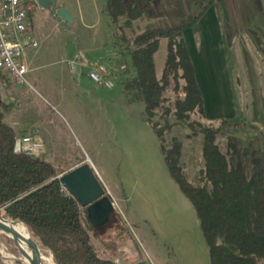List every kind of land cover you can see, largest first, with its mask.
<instances>
[{
    "label": "rangeland",
    "instance_id": "1",
    "mask_svg": "<svg viewBox=\"0 0 264 264\" xmlns=\"http://www.w3.org/2000/svg\"><path fill=\"white\" fill-rule=\"evenodd\" d=\"M146 1L154 15L135 21L130 30H120L106 18L101 0H57L73 17L69 23L57 21L44 8L34 11L39 44L28 57V78L40 96L22 97L10 78L0 73V91L8 103L4 119L16 134L39 132L44 143L39 155L55 166L68 170L87 161L107 184L116 197L108 221L95 227L85 211L81 212L90 243L100 256L112 258L116 264H130L138 258L148 264H210L192 205L157 158L155 136L144 120L141 102L128 106L119 81L112 89L98 86L88 70L112 58L115 62L119 46L127 44L123 35L131 37L145 27L177 25L214 4L221 22V75L226 79L229 110L216 118L191 112L180 122L160 111L155 119L162 125L173 123L165 137L181 140V161L189 180L195 179L203 165L200 129L207 126L217 130L220 145L227 140L236 143L248 175L259 169L264 178V0ZM79 53L87 62L77 73L72 60ZM165 58L166 39L161 38L154 55L158 75ZM167 95L171 100L174 97L171 92ZM121 189H125L126 201ZM115 215L129 228L139 250L128 239L119 242L115 252L104 247ZM160 228L165 229V236L152 233ZM3 235L0 232V264H28L14 251L18 249L15 241H6Z\"/></svg>",
    "mask_w": 264,
    "mask_h": 264
},
{
    "label": "trees",
    "instance_id": "2",
    "mask_svg": "<svg viewBox=\"0 0 264 264\" xmlns=\"http://www.w3.org/2000/svg\"><path fill=\"white\" fill-rule=\"evenodd\" d=\"M36 7L33 0L27 2L31 16ZM101 11L120 30H130L135 21L154 15L146 0H104ZM195 18L168 27H145L131 37L123 35L127 44L120 45L114 57L116 64H126L119 82L128 106L141 102L144 120L158 140L169 176L193 207L210 264H264L261 171L248 175L236 143L227 140L220 145L217 130L207 126L200 129L203 165L191 181L181 161V140L165 137L173 123L162 125L155 119L160 111L172 114L176 122L187 119L191 112L205 116L203 95L183 36ZM161 38L166 39V58L158 75L154 55ZM168 92L173 93L172 100ZM7 108L0 91V215L26 225L31 238L50 252L55 264H116L112 258L100 256L90 243L81 219L85 209L58 177L67 168L20 149L15 130L4 119ZM115 216L104 247L115 252L117 244L128 239L139 250L129 228ZM3 238L11 241L6 235ZM138 260L141 258L133 262Z\"/></svg>",
    "mask_w": 264,
    "mask_h": 264
},
{
    "label": "built area",
    "instance_id": "3",
    "mask_svg": "<svg viewBox=\"0 0 264 264\" xmlns=\"http://www.w3.org/2000/svg\"><path fill=\"white\" fill-rule=\"evenodd\" d=\"M30 0H0V73L10 78L22 97L39 95L28 79L27 56L38 46L34 36L33 20L27 8ZM99 63L88 70L89 78L98 86L114 88L123 75L125 63L113 61ZM1 82V80H0ZM11 100H15L11 96ZM17 145L31 156L40 154L43 141L32 133L18 137Z\"/></svg>",
    "mask_w": 264,
    "mask_h": 264
},
{
    "label": "crops",
    "instance_id": "4",
    "mask_svg": "<svg viewBox=\"0 0 264 264\" xmlns=\"http://www.w3.org/2000/svg\"><path fill=\"white\" fill-rule=\"evenodd\" d=\"M101 2H102L101 9H102L104 0H101ZM57 5L65 7L64 4L62 5L57 4ZM38 8L39 6L36 7L35 11ZM41 8L42 7H40L39 9ZM33 16L34 14L32 15L33 28H34V17ZM34 36H35V33H34ZM183 36L187 44V47L189 49V52H190V55H191V58L194 64L197 81H198L201 93L203 95L205 115H207V117H210V118L221 117L229 110L230 101H229V96L227 95V85L225 83L226 79H223L221 75L223 65H224L223 38H222V32H221V22L219 19V13L216 9V6L214 4H211L207 6L204 10H202V12L196 16L195 20L183 30ZM30 53L27 56V63H28V57ZM73 60H72V64H73ZM28 69L30 71L29 63H28ZM2 84L3 83L0 82V85ZM6 95L9 96V100H10L11 92L9 90H6ZM225 105L228 109L223 107ZM136 119H139L140 121L143 122L142 120L143 118L141 119V117L140 118L138 117ZM27 133H32L43 141L42 136L37 131L26 132L20 135L19 134H16V135L17 137H20ZM153 146L155 148V152H157L156 153L157 158L158 160H160L162 164L161 165L162 168L167 170L163 162V159H162V155H161L160 148H159V143H158L156 136L153 139ZM98 177L102 181L103 185L105 186L107 193L110 196L112 202L116 203V197L113 196L111 191L108 189L107 184L102 180L99 174H98ZM121 190H122L121 192L123 196L125 197L124 199L126 201L127 196H126L125 189H121ZM197 225H198V222H197ZM165 232H166L165 229H161V230L157 229V231L156 230L152 231V233H155L159 236L160 235L165 236L164 235L166 234ZM162 239L164 238L162 237ZM149 256L150 258H152L151 260L153 263H157L153 255L149 254ZM157 264H159V262ZM160 264H163V263H160Z\"/></svg>",
    "mask_w": 264,
    "mask_h": 264
},
{
    "label": "water",
    "instance_id": "5",
    "mask_svg": "<svg viewBox=\"0 0 264 264\" xmlns=\"http://www.w3.org/2000/svg\"><path fill=\"white\" fill-rule=\"evenodd\" d=\"M36 4L39 7L51 9V16L57 21L69 23L73 20L68 9L57 5L56 0H36ZM82 64H86V60L79 53L74 57L73 69L80 73ZM58 177L67 193L76 199L81 208L85 209L86 216L93 226H102L108 221L109 214L114 210L113 202L92 165L87 161H82L59 174ZM19 223L23 224L19 220L8 219L0 215V232L10 238L21 234L24 247L18 248V250L28 264H36L27 249V239L20 229ZM130 264H148V262L145 259H141Z\"/></svg>",
    "mask_w": 264,
    "mask_h": 264
},
{
    "label": "bare ground",
    "instance_id": "6",
    "mask_svg": "<svg viewBox=\"0 0 264 264\" xmlns=\"http://www.w3.org/2000/svg\"><path fill=\"white\" fill-rule=\"evenodd\" d=\"M19 226H20V229L23 231L25 238L27 239V249H28L29 253L31 254L32 258L34 259L35 263L36 264H55L52 256L50 254L44 253L40 249L39 242L30 237L29 231L26 228V226L21 224V223H19ZM12 239L15 241L18 248L21 249L24 247V243H23L21 234H17L15 236H12ZM24 261H25V259H24Z\"/></svg>",
    "mask_w": 264,
    "mask_h": 264
},
{
    "label": "flooded vegetation",
    "instance_id": "7",
    "mask_svg": "<svg viewBox=\"0 0 264 264\" xmlns=\"http://www.w3.org/2000/svg\"><path fill=\"white\" fill-rule=\"evenodd\" d=\"M44 10H48L51 13V9L44 8ZM111 214H112V212L109 214V217H110Z\"/></svg>",
    "mask_w": 264,
    "mask_h": 264
}]
</instances>
